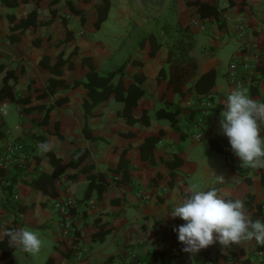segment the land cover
<instances>
[{
  "label": "crops",
  "instance_id": "1",
  "mask_svg": "<svg viewBox=\"0 0 264 264\" xmlns=\"http://www.w3.org/2000/svg\"><path fill=\"white\" fill-rule=\"evenodd\" d=\"M103 1L71 0L80 10L74 13L66 0H0V148L20 141L27 150L23 169L13 162L0 167V234L24 227L42 240L36 254L14 247L2 257L0 249V264H46L49 258L55 264H161L159 258L149 261L161 243L165 264H264L258 254L264 246L255 240L225 250L216 242L195 254L182 251L173 228L184 221L169 215L197 184L242 200L253 221H264V167H240L219 125L223 102L237 88L228 73L232 58L236 80L250 98L264 102V0H217L220 19L200 18L186 0H107L106 17L97 25ZM193 18L206 28L192 24ZM238 24L244 26L241 35ZM177 38L196 64L183 82L185 95L168 83L169 48ZM59 56L71 66L50 70ZM44 57L50 58L47 65ZM90 69L113 72L110 82L121 81L124 93L130 85L143 90L130 111L116 99L84 105ZM209 70L214 84L199 93L194 83ZM51 79L64 83L42 96ZM172 108L179 111L175 124L158 117ZM148 137L155 141L146 142ZM77 149L84 151L81 165L92 166L88 173L102 175L101 190L93 186L86 195L89 178L75 167L60 175L56 196L31 184ZM64 200L70 201L72 222L67 233L55 207ZM107 224L102 239L94 238Z\"/></svg>",
  "mask_w": 264,
  "mask_h": 264
},
{
  "label": "clouds",
  "instance_id": "2",
  "mask_svg": "<svg viewBox=\"0 0 264 264\" xmlns=\"http://www.w3.org/2000/svg\"><path fill=\"white\" fill-rule=\"evenodd\" d=\"M223 105L220 130L239 158L240 167H264V137L260 127L264 124V102L250 98L248 90L240 86L227 95ZM38 147L47 150V145ZM216 176L218 183L225 182L222 175ZM244 208L242 200L226 199L215 186L203 189L191 185L185 196L173 203L169 213L172 218L184 221L173 228L183 245L182 251L195 254L216 242L222 250L252 240L264 246V221H253ZM4 237L10 247H19L30 254L38 253L42 246L38 233L24 227L4 229L0 240Z\"/></svg>",
  "mask_w": 264,
  "mask_h": 264
},
{
  "label": "trees",
  "instance_id": "3",
  "mask_svg": "<svg viewBox=\"0 0 264 264\" xmlns=\"http://www.w3.org/2000/svg\"><path fill=\"white\" fill-rule=\"evenodd\" d=\"M233 0H230L232 2ZM188 6L195 7V11L200 18L204 17H213L216 19H220V9L218 7L217 0H214L212 3L207 0H186ZM67 7L74 13H79L80 10L77 9L71 2V0H66ZM108 2L104 0L102 4L97 6L98 17L96 20V24L98 25L102 20L105 19L106 13L108 10ZM36 11H32L27 18H25L22 22V25H26L31 19L35 16ZM197 16V17H198ZM181 39H176L172 44V47L169 48L168 53V61L172 60V69L170 70V74L168 77L169 85H172L173 89L179 92L182 95L186 94V91L183 86V82H185L192 74H194V69L196 67L195 61L188 56L187 50L182 47ZM49 57H44L42 59V64L45 63L47 65ZM67 63L68 67L71 66V62L67 60H63L60 56L56 58V67H51L50 70L55 72H60L59 67L63 64ZM160 75H164V70H160ZM113 75V72H109L105 75L98 74L95 70L90 69L86 72V82H83L84 85L88 88V92L85 96L84 105L87 106L89 103H96L102 100L116 99L124 102V109L130 111L131 107L136 104V100L142 94V89L137 85H130L127 91L124 93L125 88L122 85V82L119 81L116 84H112L110 79ZM215 73L214 70H209L208 72L202 74L194 83V88L197 92H206L209 87L214 84ZM63 84V81L51 79L48 86L41 93L42 96L50 94L54 91V87L56 84ZM79 81H74L73 85L78 84ZM97 88L99 90H97ZM178 109L172 108L170 110H161L158 112L159 118H167L172 121V124L176 123L175 116L178 114ZM86 130V129H85ZM91 131H84V134L88 136ZM146 142L155 141L152 137H148L145 140ZM145 148V147H144ZM143 150V147H142ZM84 151L82 149H77L73 153V158L68 160L67 162H62L56 160L53 163V172L49 175L40 174L37 179L31 181V184L34 186H43L44 190L48 192L51 196H56L58 194V188L60 184V175L66 170L68 167L79 168L82 172L86 174L89 178V183L87 186V190L85 194L91 190L93 186H96L98 190H101L102 186L99 185L97 179H103L100 173H88V170L92 168V166H87L86 168L81 165L80 161L83 158ZM143 155V151H142ZM185 195V193H184ZM110 230L109 224L101 225L100 229L93 234L94 238L99 240L102 239L103 235ZM173 235H175L176 240L177 234L173 231ZM178 245L182 246V244L178 241ZM0 249L2 257H5L8 253H10L14 247H10L8 244V238L4 237L2 241H0ZM165 248L164 245L156 248L150 255L149 261L154 263L157 259H160L161 264H165ZM56 262L49 258L46 264H55ZM121 264H125L122 262Z\"/></svg>",
  "mask_w": 264,
  "mask_h": 264
},
{
  "label": "built area",
  "instance_id": "4",
  "mask_svg": "<svg viewBox=\"0 0 264 264\" xmlns=\"http://www.w3.org/2000/svg\"><path fill=\"white\" fill-rule=\"evenodd\" d=\"M191 23L198 26L200 29L206 28V24L204 22L202 23L199 19L193 18L191 20ZM238 33L239 35L242 34V31L244 29V26L242 24L237 25ZM238 66V63L235 58H232V60L229 63L228 73L230 81L233 82L237 88L242 86L241 82L239 80H236L235 78V70ZM243 67H246L247 64L243 63ZM204 106L210 105L209 101L203 102ZM202 112V110H201ZM204 112V111H203ZM201 134H198L197 137H200ZM27 156V150L24 146V144L20 141H11L6 143L3 148H0V167L6 166L9 162L15 163V165L23 169L24 168V159ZM237 171L239 168H235ZM17 197V196H15ZM56 209L58 210L59 214L61 215L59 218V226L62 229L63 233H67L72 229V222L67 217L68 209L70 207V201L64 200L62 202H56L55 204ZM87 254L86 250H80L76 253V257L78 260H82L85 255ZM258 254H264V250H259ZM181 264H187L185 262H182Z\"/></svg>",
  "mask_w": 264,
  "mask_h": 264
}]
</instances>
